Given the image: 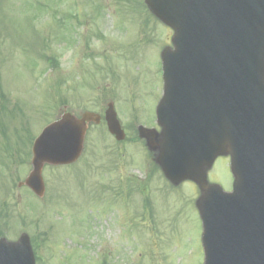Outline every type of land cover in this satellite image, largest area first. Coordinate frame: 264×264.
<instances>
[{"label": "rangeland", "instance_id": "1", "mask_svg": "<svg viewBox=\"0 0 264 264\" xmlns=\"http://www.w3.org/2000/svg\"><path fill=\"white\" fill-rule=\"evenodd\" d=\"M171 34L143 0H0V238L27 234L35 264H202L194 188L157 172L144 181L150 158L134 133L155 126ZM108 101L123 141L91 124L74 164L44 167L42 198L18 187L45 124L64 111L102 116ZM210 178L230 188L223 160Z\"/></svg>", "mask_w": 264, "mask_h": 264}, {"label": "water", "instance_id": "2", "mask_svg": "<svg viewBox=\"0 0 264 264\" xmlns=\"http://www.w3.org/2000/svg\"><path fill=\"white\" fill-rule=\"evenodd\" d=\"M145 3L174 35L173 49L161 53L164 91L156 109L160 139L143 127L139 137L150 150H158L156 161L172 183L191 179L201 188L196 205L204 264H264V116L258 115L253 88L255 67L258 73L264 66V36H250L264 35V0ZM99 120L91 112L80 118L64 113L45 127L32 145V168L21 184L41 197L43 165L74 162L88 123ZM105 120L109 132L123 139L111 103ZM204 135L208 155L186 159L183 154L191 153L193 138ZM201 142L199 147L206 145ZM226 153L235 179L228 194L216 185L206 187L202 171ZM0 264H34L25 235L15 243L0 240Z\"/></svg>", "mask_w": 264, "mask_h": 264}, {"label": "flooded vegetation", "instance_id": "3", "mask_svg": "<svg viewBox=\"0 0 264 264\" xmlns=\"http://www.w3.org/2000/svg\"><path fill=\"white\" fill-rule=\"evenodd\" d=\"M225 159H227V161H228V157H225ZM148 177V175H146V177L145 178H147ZM194 188H195V190L197 189L196 188V186H194ZM147 193V192H146ZM148 195V194H147Z\"/></svg>", "mask_w": 264, "mask_h": 264}]
</instances>
